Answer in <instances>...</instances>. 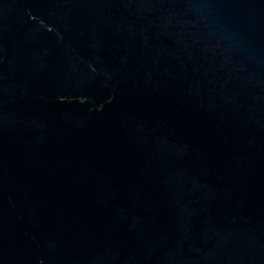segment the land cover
<instances>
[{
  "label": "water",
  "instance_id": "water-1",
  "mask_svg": "<svg viewBox=\"0 0 264 264\" xmlns=\"http://www.w3.org/2000/svg\"><path fill=\"white\" fill-rule=\"evenodd\" d=\"M0 264H264V0H0Z\"/></svg>",
  "mask_w": 264,
  "mask_h": 264
}]
</instances>
